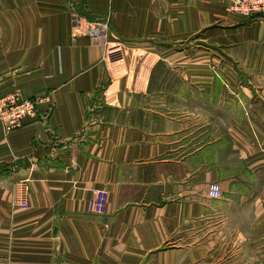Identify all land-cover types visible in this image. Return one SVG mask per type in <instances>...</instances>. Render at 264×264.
I'll return each instance as SVG.
<instances>
[{
    "label": "crops",
    "instance_id": "0c3cea01",
    "mask_svg": "<svg viewBox=\"0 0 264 264\" xmlns=\"http://www.w3.org/2000/svg\"><path fill=\"white\" fill-rule=\"evenodd\" d=\"M232 1L0 0V98L40 101L0 125V264H264V15Z\"/></svg>",
    "mask_w": 264,
    "mask_h": 264
},
{
    "label": "built area",
    "instance_id": "2783aa9c",
    "mask_svg": "<svg viewBox=\"0 0 264 264\" xmlns=\"http://www.w3.org/2000/svg\"><path fill=\"white\" fill-rule=\"evenodd\" d=\"M230 9L247 19H255L264 15V0H233ZM91 32H94L90 29ZM13 100H6L0 104V122L7 129L21 127L27 120H33L37 116L39 100L37 98H25L15 95ZM8 102V104H6ZM1 103V102H0ZM211 198H219L222 190L219 184L211 183L208 189ZM108 192L104 189H95L88 201L87 210L91 214L104 215L107 211ZM15 205L26 208L27 202L21 191L15 198Z\"/></svg>",
    "mask_w": 264,
    "mask_h": 264
},
{
    "label": "rangeland",
    "instance_id": "374dc122",
    "mask_svg": "<svg viewBox=\"0 0 264 264\" xmlns=\"http://www.w3.org/2000/svg\"><path fill=\"white\" fill-rule=\"evenodd\" d=\"M16 95V94H15ZM15 95H12V96H4V97H2V98H0V104H2V102H5L6 100H13V99H15V98H12V97H15ZM20 96V95H19ZM20 97H22V96H20ZM26 98V97H25ZM6 104H8V102H6ZM0 125L3 127V129L5 130V132H11V131H14V130H17V129H19L20 127H17V128H10V129H7L6 127H5V125L2 123V122H0ZM27 206H28V203H27ZM19 208V207H18ZM27 208V207H26ZM21 209H25V208H21Z\"/></svg>",
    "mask_w": 264,
    "mask_h": 264
}]
</instances>
